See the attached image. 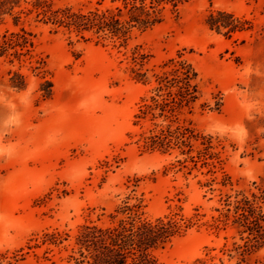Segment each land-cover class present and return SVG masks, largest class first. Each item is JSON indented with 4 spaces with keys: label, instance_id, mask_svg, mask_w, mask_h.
Instances as JSON below:
<instances>
[{
    "label": "rangeland",
    "instance_id": "obj_1",
    "mask_svg": "<svg viewBox=\"0 0 264 264\" xmlns=\"http://www.w3.org/2000/svg\"><path fill=\"white\" fill-rule=\"evenodd\" d=\"M30 1L22 0L21 8ZM54 2L82 11L94 6ZM217 10L243 18L251 29L231 38L210 31L205 17ZM22 26L35 36V53L45 61L53 89L42 100V81L27 65L21 69L26 89L11 88L7 71L17 64L0 61V264H73L78 227L108 224L115 208L135 198L147 219L177 212L176 205L186 217L201 207L207 215L201 221L208 219L214 194L203 198L206 189L197 184L206 170L176 172L174 155L136 145L133 116L149 87L130 78L134 49L146 57L149 75L178 54L195 68L203 81L201 101L214 107L221 100L218 110L195 115V127L222 141L216 151L233 190L264 185V0L191 1L177 14L167 12L161 24L133 31L126 49L53 34L31 17ZM5 30H13L10 16L0 22V33ZM51 234L63 240L51 244L45 237ZM228 236L193 228L152 255L160 264L210 257L208 264H235L221 252L224 243L231 247ZM246 263L264 264V248Z\"/></svg>",
    "mask_w": 264,
    "mask_h": 264
},
{
    "label": "trees",
    "instance_id": "obj_2",
    "mask_svg": "<svg viewBox=\"0 0 264 264\" xmlns=\"http://www.w3.org/2000/svg\"><path fill=\"white\" fill-rule=\"evenodd\" d=\"M54 1L31 0L29 7L21 8L22 0H0V22L10 16L13 24L12 31L0 33V61L17 64L16 69L7 71L9 86L17 91L26 89L27 75L21 69L27 65L42 81L37 90L42 100L50 99L53 85L46 79L45 61L35 53L34 34L22 26L24 18L31 17L53 34L61 33L68 39L74 35L77 42L94 41L95 45L126 49L133 31L161 24L167 12L177 14L194 0H87L89 4L94 1V6L86 11L60 7ZM204 23L210 31L227 38L252 27L223 10L208 12ZM145 59L137 49L131 52L130 78L149 87L133 116V126L138 128L136 145L147 153L174 155L171 169L177 168L176 172L186 170L184 174L189 175L205 169L200 174L206 178L197 184L206 189L203 198L206 193L214 194L208 201L215 198V205L205 221H201L207 217L200 213L201 207L193 208L192 215L186 217L180 205L175 207L177 212L147 219L141 199L135 198L131 204L125 201L108 215V224L89 222L78 227L69 258L73 264H160L152 255L154 251L164 249L193 228L205 227L216 235L230 233L224 240H232L231 247L224 243L221 252L229 261L236 259L235 264H247L251 254L264 248V185L253 183L251 189L233 190L216 151L222 141L195 127L197 113L216 111L221 106L220 99L214 107L201 101L203 81L195 68L178 54L149 75L148 69L143 70ZM45 237L51 244L63 240L59 234ZM213 259L197 258L192 264H208Z\"/></svg>",
    "mask_w": 264,
    "mask_h": 264
}]
</instances>
